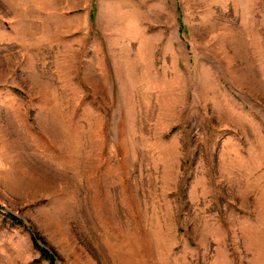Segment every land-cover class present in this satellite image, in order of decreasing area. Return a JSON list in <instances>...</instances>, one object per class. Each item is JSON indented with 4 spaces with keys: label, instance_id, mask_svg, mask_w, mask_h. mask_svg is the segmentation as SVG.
Wrapping results in <instances>:
<instances>
[{
    "label": "rangeland",
    "instance_id": "1",
    "mask_svg": "<svg viewBox=\"0 0 264 264\" xmlns=\"http://www.w3.org/2000/svg\"><path fill=\"white\" fill-rule=\"evenodd\" d=\"M34 240L264 264V0H0V264Z\"/></svg>",
    "mask_w": 264,
    "mask_h": 264
},
{
    "label": "trees",
    "instance_id": "2",
    "mask_svg": "<svg viewBox=\"0 0 264 264\" xmlns=\"http://www.w3.org/2000/svg\"><path fill=\"white\" fill-rule=\"evenodd\" d=\"M13 219H16V217H14L13 215H10ZM34 246L40 251V255L41 257L45 258L48 260L49 264H55L53 261V257L54 255L49 252L48 250L44 249L43 247H41L36 240L33 241Z\"/></svg>",
    "mask_w": 264,
    "mask_h": 264
}]
</instances>
